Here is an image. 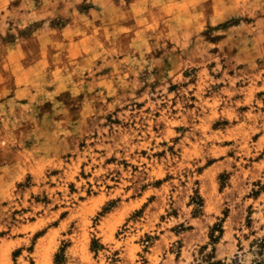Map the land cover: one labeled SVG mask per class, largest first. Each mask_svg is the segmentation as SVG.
<instances>
[{
    "label": "rangeland",
    "instance_id": "1",
    "mask_svg": "<svg viewBox=\"0 0 264 264\" xmlns=\"http://www.w3.org/2000/svg\"><path fill=\"white\" fill-rule=\"evenodd\" d=\"M0 264H264V0H0Z\"/></svg>",
    "mask_w": 264,
    "mask_h": 264
}]
</instances>
